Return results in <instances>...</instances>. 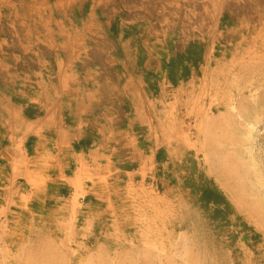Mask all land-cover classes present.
Listing matches in <instances>:
<instances>
[{
    "label": "rangeland",
    "instance_id": "obj_1",
    "mask_svg": "<svg viewBox=\"0 0 264 264\" xmlns=\"http://www.w3.org/2000/svg\"><path fill=\"white\" fill-rule=\"evenodd\" d=\"M78 97L59 177L20 128ZM0 264H264V0H0Z\"/></svg>",
    "mask_w": 264,
    "mask_h": 264
},
{
    "label": "crops",
    "instance_id": "obj_2",
    "mask_svg": "<svg viewBox=\"0 0 264 264\" xmlns=\"http://www.w3.org/2000/svg\"><path fill=\"white\" fill-rule=\"evenodd\" d=\"M69 41L71 44L68 50L65 53L63 52L64 56L66 58L78 56V38L75 39L73 35H70ZM75 41L77 42L72 45ZM58 55L61 56L60 53ZM56 65L57 72L62 74L65 65L63 60L60 59V61H57ZM75 101L76 104L79 105L76 112L71 114L70 124L64 123L62 116H57L56 113L46 111L33 118L25 117L26 119L24 118L22 127L20 128L23 143H25L30 136H35L37 138L36 141H34L33 159L39 161L42 158V160H45L49 165L48 170L52 165L53 172L59 177H61V170L64 167L63 162H65V164L73 163L75 165L74 169L78 167H94L99 164L98 162H100V160H105L107 164L110 162V155H107L110 149L106 141L109 139L112 130L105 132L103 126L102 129H97V139H93L87 142V144L82 143L85 136L84 131L89 125V121L86 120L84 116H88L87 113L90 104L85 105L83 98L79 97L76 98ZM51 131H53L55 135L53 143L46 138V134ZM68 136H72V138L66 141ZM50 145L53 146L52 150L49 147ZM76 145L77 148H74ZM65 149L69 152L68 154H65ZM69 150H71V152ZM140 167H143V165H140Z\"/></svg>",
    "mask_w": 264,
    "mask_h": 264
},
{
    "label": "trees",
    "instance_id": "obj_3",
    "mask_svg": "<svg viewBox=\"0 0 264 264\" xmlns=\"http://www.w3.org/2000/svg\"><path fill=\"white\" fill-rule=\"evenodd\" d=\"M216 195H218L219 196V198H220V194L218 193V191L216 190V189H210V188H204V190H202V194H201V196H202V198H204V199H206V201H209V200H212V201H215V202H217L218 200V196H216ZM221 198H223V197H221ZM224 199V198H223Z\"/></svg>",
    "mask_w": 264,
    "mask_h": 264
},
{
    "label": "bare ground",
    "instance_id": "obj_4",
    "mask_svg": "<svg viewBox=\"0 0 264 264\" xmlns=\"http://www.w3.org/2000/svg\"><path fill=\"white\" fill-rule=\"evenodd\" d=\"M227 171H228V170H227ZM227 171H226V172H227ZM231 171H232V170H231Z\"/></svg>",
    "mask_w": 264,
    "mask_h": 264
}]
</instances>
